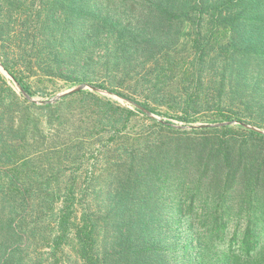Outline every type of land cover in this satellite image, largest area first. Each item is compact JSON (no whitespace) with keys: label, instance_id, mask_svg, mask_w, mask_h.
<instances>
[{"label":"trees","instance_id":"1","mask_svg":"<svg viewBox=\"0 0 264 264\" xmlns=\"http://www.w3.org/2000/svg\"><path fill=\"white\" fill-rule=\"evenodd\" d=\"M23 3L21 51L3 41L0 62L25 92L30 77L22 72L123 96L120 87L132 70L151 67L157 82L178 70L176 83L185 91L158 101L169 102L183 120L205 116L206 123L161 129L165 139L134 147L112 148L128 135L124 124L112 128L109 141L96 148L106 150L105 166L93 180L108 184L98 191L75 187L82 181L70 175L60 181L68 188L26 193L18 169L10 168L15 175L6 170L20 166L7 144L0 150L6 178L0 182V264H58L68 243L80 264H264V133L258 129L264 128V0ZM186 21L196 31L227 33L232 53L206 56L208 43L200 42L194 49L202 53L191 62L166 59ZM1 25L2 17L0 41ZM50 148L41 153L66 159L45 184L59 182L71 167L66 143ZM80 154L74 159L81 165ZM32 221L39 226L36 260L28 247L36 234Z\"/></svg>","mask_w":264,"mask_h":264},{"label":"rangeland","instance_id":"2","mask_svg":"<svg viewBox=\"0 0 264 264\" xmlns=\"http://www.w3.org/2000/svg\"><path fill=\"white\" fill-rule=\"evenodd\" d=\"M24 11L23 0H18L13 5L5 0L0 10V17L5 24L1 25L0 45H6L3 42L6 41L11 46L8 40L10 39L12 49L17 53L21 51L19 44L22 42L18 32L23 31ZM194 28L188 21L184 23L183 28L177 32L175 38L177 43L168 44L174 50L168 52L166 59L177 65L189 63L197 57L198 51L202 53L200 49L197 48L198 51L194 49V45L197 46L200 42L206 45L208 43L207 48L203 49L206 56L217 53L224 58L232 53L227 47L229 41L227 33L220 32L214 35L207 32L206 26L202 31H196ZM198 34H201V39L195 42ZM212 39L215 41L212 43L213 50L208 51ZM22 62L19 60V63ZM27 73L30 78L25 77L24 80L29 83L30 92H25L18 80L8 73L0 62V150L9 144L11 148L6 149L18 157L20 166L5 164L6 170L11 167L18 169L21 175L20 184L26 193L35 194L44 189L55 191L68 188L69 185L60 181L70 175L82 181L75 186L79 189L89 188L98 191L108 187L106 183L98 184L93 177L102 172L101 169L105 166L106 150L99 154L96 148L109 141L112 128L123 129L120 125L124 124L123 130L128 132L125 138L115 140L118 143L109 144L112 148L121 147L123 143L134 147L150 145L153 139H165L163 137L166 136V132L161 129H191L206 123L205 116L192 121L183 120L182 115L176 113V109L174 110L169 102L163 104L158 101L160 96L176 97L175 95L185 91L182 85L176 83L181 75L178 70L164 74L159 78V82L151 67L132 70L126 76L124 88L120 87L123 96L111 92L109 88L102 89L86 83L75 84L54 77H38L31 71L22 72V75ZM86 91L88 93H85ZM61 102L64 104L59 107ZM55 108L59 109L58 112L53 111ZM258 129L264 133V128ZM63 143L68 145L70 159L67 164L71 167L67 168L69 170L59 178V182L50 180L45 184V176L55 172L59 168L56 165L66 158L62 153L47 157L41 152L45 148L51 146L54 148ZM75 153L77 156L79 153L83 154L81 165L79 158L74 159ZM13 169H10L9 173L15 175ZM1 176L2 173L0 182L5 181L6 178ZM89 179L93 181L87 184ZM5 188L15 186L11 184ZM27 220L29 224L30 219ZM32 223L35 227V221ZM38 228L37 225L33 242L28 246L29 253H34L32 254L34 260L41 256L38 255L41 252ZM63 258L64 260L58 264H80L71 243L64 246Z\"/></svg>","mask_w":264,"mask_h":264}]
</instances>
